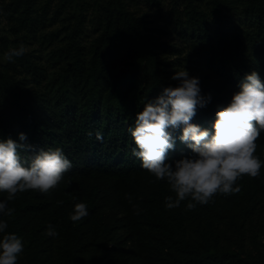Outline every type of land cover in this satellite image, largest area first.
<instances>
[{
	"label": "trees",
	"instance_id": "obj_1",
	"mask_svg": "<svg viewBox=\"0 0 264 264\" xmlns=\"http://www.w3.org/2000/svg\"><path fill=\"white\" fill-rule=\"evenodd\" d=\"M29 2L8 5L26 22ZM69 2L60 0L53 16ZM171 2L167 22L187 39V57L168 59L165 53L181 49L155 39L143 17L128 8L131 3L158 8L159 0H108L97 9L98 33L87 46L79 41L85 13L75 17L66 43L54 53L64 64L55 77L47 79L25 54L0 70V139L30 145L22 156L58 147L72 162L50 195L18 194L8 202L13 217L0 216L8 221L6 232L24 242L21 264H264L259 243L254 238L245 243L247 232L259 226L264 167L259 177L238 181L239 193L217 194L191 211L186 202L168 210L165 197L173 193L141 168L127 132L146 101L178 83L171 76L180 66L198 77L201 94L211 97L192 120L209 130L217 108L230 101L245 74L255 71L264 82V0ZM0 40L6 53L5 38ZM18 66L30 80L15 76ZM96 131L103 141L95 138ZM179 135V129L173 132L168 163L194 155ZM257 144L256 155L264 160V132ZM80 202L89 214L73 223L69 213ZM49 225L58 233L55 238L45 234Z\"/></svg>",
	"mask_w": 264,
	"mask_h": 264
},
{
	"label": "clouds",
	"instance_id": "obj_2",
	"mask_svg": "<svg viewBox=\"0 0 264 264\" xmlns=\"http://www.w3.org/2000/svg\"><path fill=\"white\" fill-rule=\"evenodd\" d=\"M25 51L21 44L8 50L4 59L12 62ZM171 79L178 83L164 86L155 98L146 101L127 132L135 144L131 153L139 159L141 168L156 181H165L173 193L165 197V208L171 210L186 202V210L191 211L212 202L217 194L239 193L238 181L243 177L260 176L264 160L256 152L257 141L264 132V82L255 71L245 74L230 101L217 108L209 130L192 123L197 109L211 99L210 95L201 94L199 78L183 68L176 70ZM178 129L179 140L194 155L168 163V153L175 148L173 132ZM95 138L104 140L100 131L95 132ZM19 139L24 141L25 134L19 133ZM26 148L31 146L10 137L0 139V193L6 194L5 199H0V216L13 217L14 209L8 207V202L18 194L31 190L50 195L72 167L61 148L40 149L22 156L21 150ZM134 211L139 214L135 206ZM88 214L86 203H76L69 219L76 223ZM8 227V221L0 219V264H18L24 242L19 235L6 232ZM45 234L58 236L51 225Z\"/></svg>",
	"mask_w": 264,
	"mask_h": 264
},
{
	"label": "rangeland",
	"instance_id": "obj_3",
	"mask_svg": "<svg viewBox=\"0 0 264 264\" xmlns=\"http://www.w3.org/2000/svg\"><path fill=\"white\" fill-rule=\"evenodd\" d=\"M11 1L0 0V36L5 38L7 50L18 48L23 44L26 50L25 56L43 68L41 71L44 72V76L51 79L57 75L61 69L60 67L64 65L63 61L54 59V53L57 47L66 43L67 32L73 26L75 17L82 12L85 13L79 41L87 46L98 33L96 24L97 9L108 0H72L71 3L66 4L58 16H53V12L60 0H30L26 22L21 21L20 13L14 12L8 5ZM159 1L160 6L158 8L134 3L129 4L128 8L134 10L138 16L143 17L146 26L155 39L166 40L181 49L177 53H165L164 55L168 59L175 60L176 55L180 57L191 55L187 39L179 38V28H174L167 22V12L173 6V3L171 0ZM80 6H83V9H80ZM50 33H53V35L51 36ZM4 54L0 45V70L4 69L7 63ZM183 68L182 66L179 69L175 68L173 73ZM185 69L188 71L187 68ZM14 74L18 79L27 78L30 80L31 78V75L20 66L17 67ZM29 85L32 86L33 84L29 83ZM255 221H258L259 226L254 228L253 231L249 230L247 232L245 243L251 245L254 238L259 243V247L264 250V205L258 220ZM26 254V251H23L18 259V264L24 261Z\"/></svg>",
	"mask_w": 264,
	"mask_h": 264
}]
</instances>
